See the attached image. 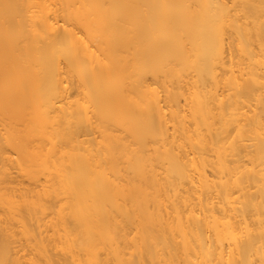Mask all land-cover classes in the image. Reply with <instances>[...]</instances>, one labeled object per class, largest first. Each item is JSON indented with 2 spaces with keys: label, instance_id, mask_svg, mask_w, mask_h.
<instances>
[{
  "label": "bare ground",
  "instance_id": "1",
  "mask_svg": "<svg viewBox=\"0 0 264 264\" xmlns=\"http://www.w3.org/2000/svg\"><path fill=\"white\" fill-rule=\"evenodd\" d=\"M0 264H264V0H0Z\"/></svg>",
  "mask_w": 264,
  "mask_h": 264
},
{
  "label": "rangeland",
  "instance_id": "2",
  "mask_svg": "<svg viewBox=\"0 0 264 264\" xmlns=\"http://www.w3.org/2000/svg\"><path fill=\"white\" fill-rule=\"evenodd\" d=\"M18 181L21 182L20 188H23L26 186V184L23 182V180L21 178H19Z\"/></svg>",
  "mask_w": 264,
  "mask_h": 264
}]
</instances>
